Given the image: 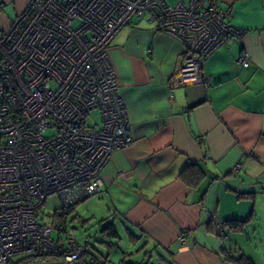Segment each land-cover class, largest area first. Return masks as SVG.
<instances>
[{
	"label": "crops",
	"instance_id": "crops-1",
	"mask_svg": "<svg viewBox=\"0 0 264 264\" xmlns=\"http://www.w3.org/2000/svg\"><path fill=\"white\" fill-rule=\"evenodd\" d=\"M29 1L0 0V27ZM219 3L244 34L205 60L207 86H172L183 46L144 20L131 19L108 46L133 140L111 154L97 196L118 239L168 264H235L222 245L254 262L252 243H264V0ZM186 166L198 178L192 185L179 176ZM218 219L241 222L228 244L215 235Z\"/></svg>",
	"mask_w": 264,
	"mask_h": 264
},
{
	"label": "built area",
	"instance_id": "built-area-1",
	"mask_svg": "<svg viewBox=\"0 0 264 264\" xmlns=\"http://www.w3.org/2000/svg\"><path fill=\"white\" fill-rule=\"evenodd\" d=\"M133 18L182 44L172 86L209 85L205 60L244 34L219 0H30L0 27V264L36 255L79 264L94 256L73 235L53 237L55 225L37 209L47 201L68 208L99 193L111 154L131 144L108 46ZM237 61L245 65L246 55ZM90 111L98 127L85 120ZM215 235H228L220 219ZM179 242L185 247L188 237ZM95 264L113 263L97 257Z\"/></svg>",
	"mask_w": 264,
	"mask_h": 264
},
{
	"label": "rangeland",
	"instance_id": "rangeland-1",
	"mask_svg": "<svg viewBox=\"0 0 264 264\" xmlns=\"http://www.w3.org/2000/svg\"><path fill=\"white\" fill-rule=\"evenodd\" d=\"M85 120L92 125L96 124V127H98L100 118L96 111H90L89 114L86 115ZM52 198H55V196ZM55 207V205L50 204L48 201L45 205L39 207L37 213L40 216V220L42 222L50 221V214ZM104 214H106V211L97 194L78 202L67 219L68 234L76 237L81 244L87 245L88 247H86L89 251H93L94 249L103 255L109 254V260L114 264H161L160 262L162 261L159 260L158 255L155 254L152 248L143 246L136 250L141 245L140 242L134 244L135 247H132L127 237H121V240L116 237H107L104 235L100 230L101 227L107 224V221L104 220L103 217ZM101 220L103 221L101 222ZM65 236L66 235L63 233L62 238H65ZM224 242L228 244L229 240L226 238ZM110 243H112L113 246H109L108 244ZM252 244L256 247L248 251L249 256L253 258L256 264H264V243L255 242ZM252 244L251 247H253ZM244 250H247V247H244ZM13 262L14 264H65L60 259L31 261L29 258L21 259L20 257L14 258ZM167 262H169V260ZM167 262L162 263L168 264Z\"/></svg>",
	"mask_w": 264,
	"mask_h": 264
},
{
	"label": "trees",
	"instance_id": "trees-1",
	"mask_svg": "<svg viewBox=\"0 0 264 264\" xmlns=\"http://www.w3.org/2000/svg\"><path fill=\"white\" fill-rule=\"evenodd\" d=\"M190 165H193V164H188V166H190ZM179 176L188 185H192V184L196 183L197 179H198L196 176V173H194L192 175L190 174V169H187V166L180 171ZM76 204H74L68 208H63L60 206H56L54 208L53 212L50 214L51 215L50 221L46 222V223L55 225V227H56V232H55V235L53 234V237H63V233L66 236L68 235L67 219H68L69 214L74 210ZM210 224H211V221H210L209 225ZM224 225H225V229L227 231L237 230L240 228L241 222L237 221V220H227V221H224ZM100 230L107 237L120 238V235H119L115 225L112 222L105 224L103 227H101ZM128 236H130V237L135 236V234H133L132 232H128ZM108 245L113 246L112 243H110ZM85 246H87V245H85ZM93 251H94V256H92V255L90 256V254L83 255L80 258V260L78 261L79 264H95V262L97 261V257L101 258L105 261H110L109 260V254L103 255L94 249H93ZM220 253L223 255L224 260L229 262V263L253 264V261L244 255H239V256L233 255L231 253V251L226 249L223 245L220 249ZM25 259H27V258H25ZM29 259H31V261H33V260H41V259L46 260V259H57V258L51 257L49 255H36V256L29 257ZM122 260H124V259H122ZM21 261H23V260H21Z\"/></svg>",
	"mask_w": 264,
	"mask_h": 264
}]
</instances>
